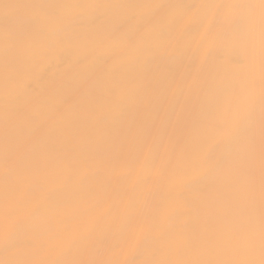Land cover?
Segmentation results:
<instances>
[{"label":"bare ground","instance_id":"obj_1","mask_svg":"<svg viewBox=\"0 0 264 264\" xmlns=\"http://www.w3.org/2000/svg\"><path fill=\"white\" fill-rule=\"evenodd\" d=\"M263 106L264 0H0V264H264Z\"/></svg>","mask_w":264,"mask_h":264},{"label":"rangeland","instance_id":"obj_2","mask_svg":"<svg viewBox=\"0 0 264 264\" xmlns=\"http://www.w3.org/2000/svg\"><path fill=\"white\" fill-rule=\"evenodd\" d=\"M198 23V22H197ZM197 26L199 25V24H196ZM227 87L229 88H231L232 86L229 84V85H227ZM235 106H230V104H229V102L227 103V106H224V120H223V125H222V127L221 128H219V127H217V125H216V123H215V118H213L212 117V119H211V122H210V125H209V136H210V139L212 140V141H215V140H217V139H223L224 141H225V143H227V144H229L233 139H236V138H238V137H240V138H242V132L239 130L238 131V129H236V127L234 126V124H244V122H245V120H249L248 118H247V116H246V114H245V116L243 115V114H241L240 116H237V118H235L234 117V115H233V113H234V111H233V108H234ZM242 107H245V106H242ZM241 106H239V111H242L243 109H241L242 108ZM247 107V106H246ZM264 107V106H263ZM198 108V107H197ZM260 108V107H259ZM211 109H212V111H213V113L215 114L216 113V111H215V109H216V106H211ZM263 111H264V108H263ZM261 114H263L262 112H261ZM264 120V119H263ZM263 149H264V147H263ZM263 152V154H264V150L262 151ZM243 160H241V159H238V161L239 162H242V165L247 161L246 160V158H242ZM241 165V166H242ZM244 173V172H243ZM248 179V180H247ZM243 181L246 183H244L243 184ZM247 181H248V184H250L249 183V177L247 178V175H246V172L243 174V177H242V175L241 176H239V183L241 182L242 183V185H240V184H238V188H236L235 190H236V192H235V197H237V198H235L234 199V202H235V206H236V208H237V210H239L240 212H241V210L242 209H244V212H243V210H242V212L240 213L239 211V214L241 215H243V217H242V215H241V217L242 218H244L246 221L248 220V219H250L251 217H253L252 219H257V217L259 216L258 215V213H257V217L256 218H254L255 217V213H254V211L252 212V213H254L253 215H252V213H251V211H250V209L252 210V204H251V200L249 199V197H250V194H249V191H250V186L247 184ZM240 185V186H239ZM244 185H245V187H244ZM247 185V186H246ZM241 187H243L242 189V191H244L245 189H247V187L249 188V191L248 190H246V191H248V193L246 194L245 193V191L244 192H242V191H240L239 190V188H241ZM239 190V191H238ZM240 193V195L242 196H240L239 195V193ZM244 193V194H242V193ZM238 193V194H237ZM238 195V196H237ZM240 196V197H239ZM240 198V199H239ZM242 198H243V201L246 203V205H248V206H246L245 205V203L243 202V201H241L242 200ZM244 198H246V199H244ZM248 199V200H247ZM248 202H247V201ZM237 201V202H236ZM244 205H243V204ZM239 204H241L240 206H239ZM239 206V208H238V206ZM252 208H251V207ZM243 207V208H242ZM246 207V208H245ZM242 208V209H241ZM250 208V209H249ZM246 210L247 211H249V212H246ZM247 214L248 213V215H249V218H247L246 216H248V215H245V214ZM250 213V214H249ZM259 214H261V213H259ZM251 215V216H250ZM259 218V217H258ZM260 219V218H259ZM259 219H257V220H259ZM249 221H251V220H249Z\"/></svg>","mask_w":264,"mask_h":264}]
</instances>
